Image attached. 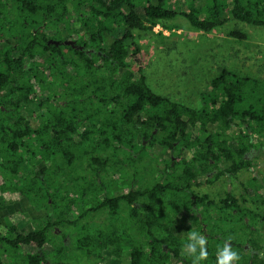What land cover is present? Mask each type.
<instances>
[{"label": "trees", "instance_id": "trees-1", "mask_svg": "<svg viewBox=\"0 0 264 264\" xmlns=\"http://www.w3.org/2000/svg\"><path fill=\"white\" fill-rule=\"evenodd\" d=\"M179 14L205 32L230 19L263 26L264 0H205L184 11L167 0H0V187L15 198L0 211L33 207L47 213L29 229L15 222L0 232V264L4 257L14 264H73L72 248L99 264H192L185 249L191 241H183L164 216L194 211L193 204L222 205L228 213L222 233L214 219L203 227L209 255L200 264H217L225 242L239 253L236 264H264L262 236L251 228L260 220L256 212L231 194L221 203L184 193L176 198L180 185L212 182L251 165L244 154L264 129V77L221 66L200 94V108L153 89L133 31H153L160 22L175 29L164 20ZM230 35L247 37L239 29ZM156 146L168 161L165 182L115 194L105 176L119 173V155L136 162L135 172L125 171L131 178L138 161L154 160L148 148ZM145 166L140 169L148 172ZM48 173L58 176L55 186ZM104 213L109 223L89 221ZM64 225L74 229V247L65 241L68 233H54Z\"/></svg>", "mask_w": 264, "mask_h": 264}, {"label": "rangeland", "instance_id": "rangeland-1", "mask_svg": "<svg viewBox=\"0 0 264 264\" xmlns=\"http://www.w3.org/2000/svg\"><path fill=\"white\" fill-rule=\"evenodd\" d=\"M167 1L169 7L177 8L181 11L188 9L190 6H201L205 3V0ZM164 23L176 25L177 27L169 30L160 22L154 27L153 31H133L135 39L141 48L139 58L145 68L148 81L153 89L160 94L167 95L174 101L188 106L200 108L202 106L200 94L208 88V83L217 76L221 66H226L242 76L264 77V25H251L241 20L230 19L212 31L205 32L191 25L189 20L181 14L173 19L164 20ZM234 29H239L247 37L239 39L231 36L230 32ZM160 32H162L163 36L159 35ZM23 111L30 116L34 125L39 124L40 121L37 116H31V112L26 109ZM232 131L236 133L237 127L233 128ZM148 155L154 160L151 161L145 156L138 161V175L129 178L127 174L130 173L131 175V173L135 172L132 164L136 162L132 163V161L128 160L126 154H120L119 158L122 161H120L121 168L119 173L111 171L105 176V179L112 183L109 188L115 194H120L128 192L130 188L137 189L138 187H148L151 183L164 182L166 180L164 179V170L168 162L164 151L160 146L149 147ZM38 159H41V157L39 156ZM145 163V169L148 172L140 169L142 164ZM83 167L85 174L91 176L90 167L86 162H84ZM125 171L127 174H125ZM172 177V174L167 175V178L171 179ZM47 178L52 186L56 185L53 180L59 179L57 175L52 176L49 173ZM2 182L0 175V183ZM235 182L233 180V183ZM177 196L176 198H178ZM10 197L15 199L10 191L6 193L0 187V204L2 206L6 205ZM159 203L158 198L154 199L153 207L156 208ZM255 207L258 210H264L258 203L255 204ZM29 208L31 211H26L23 207L16 212L0 211V232L5 234L8 225L15 222L23 223L24 227L29 229L31 221L47 215L45 211H39L33 207ZM123 215L124 213L122 212ZM89 221L109 223L106 213L99 216L94 215ZM256 223L255 227L260 232L264 231V221L259 220ZM212 224L216 226V232L222 233V228L225 225L222 219L212 222ZM72 229L68 225L57 226L54 229V233L59 236H62L65 232L68 233L69 235L65 238V241L69 247H74L71 244V236L74 233L71 231ZM117 233L123 234V230L118 227ZM262 240L264 248V235H262ZM71 253L74 256L73 264H99L95 257H88L80 251H75L74 248H72ZM9 262L14 264L13 258L4 257V263L9 264ZM126 263H128V259L124 260V264ZM172 264H178V262L173 260Z\"/></svg>", "mask_w": 264, "mask_h": 264}, {"label": "flooded vegetation", "instance_id": "flooded-vegetation-1", "mask_svg": "<svg viewBox=\"0 0 264 264\" xmlns=\"http://www.w3.org/2000/svg\"><path fill=\"white\" fill-rule=\"evenodd\" d=\"M91 50L93 51V49ZM240 126L243 127V125ZM251 140L254 146H251L244 154L245 159L249 160L251 165L233 175H219L212 182H204L201 184H197V182H192L191 184V182H188L185 185H180L175 190L176 195L185 193V196L188 194L194 200H197L196 198L199 196L206 197L205 200L207 203L209 201L211 202V200L221 203L220 201L225 195L231 194L242 207H247L251 211L256 212L260 216V220H262L264 218V210L256 209L255 204L258 203L264 208V203L261 201L264 198V129L259 135L254 134ZM208 175L210 177L212 176L211 174ZM233 180L236 182L233 183ZM177 183L179 182L177 181ZM183 190L185 192H182ZM192 207L194 211H166V216H164L168 222L177 225L176 228L181 233V239L187 243L190 242L189 233L192 231L203 236V227H207L208 219L219 221L223 219L224 214L228 215V213L223 211L222 205L209 207L193 204ZM200 208H203L202 212ZM233 211L239 216L244 215L243 210L238 209V207H235ZM244 218H246L245 215ZM251 228L255 230V234L264 235V231L260 232L255 226H251ZM205 234L207 235L206 232ZM245 248L248 249L251 246L247 245ZM261 248L264 249L263 246ZM255 252L258 251L255 250ZM260 254L264 256V254Z\"/></svg>", "mask_w": 264, "mask_h": 264}, {"label": "clouds", "instance_id": "clouds-1", "mask_svg": "<svg viewBox=\"0 0 264 264\" xmlns=\"http://www.w3.org/2000/svg\"><path fill=\"white\" fill-rule=\"evenodd\" d=\"M190 243L185 245V249L194 259L192 264H200L208 258L207 240L204 236L199 235L197 232L192 231L189 233ZM240 260L238 252L232 249L229 242H225L222 248L217 252V264H236Z\"/></svg>", "mask_w": 264, "mask_h": 264}, {"label": "water", "instance_id": "water-1", "mask_svg": "<svg viewBox=\"0 0 264 264\" xmlns=\"http://www.w3.org/2000/svg\"><path fill=\"white\" fill-rule=\"evenodd\" d=\"M52 42H55V41H53V40H50V41H49V44H50V43H52Z\"/></svg>", "mask_w": 264, "mask_h": 264}]
</instances>
